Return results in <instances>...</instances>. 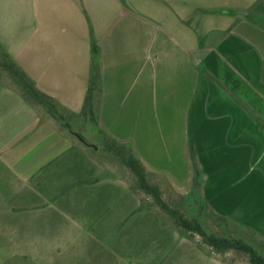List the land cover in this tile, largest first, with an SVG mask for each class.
<instances>
[{
    "label": "crops",
    "instance_id": "obj_1",
    "mask_svg": "<svg viewBox=\"0 0 264 264\" xmlns=\"http://www.w3.org/2000/svg\"><path fill=\"white\" fill-rule=\"evenodd\" d=\"M149 2L0 0V54L55 105L0 82V243L53 249L43 234L100 226L120 183L112 140L147 178L171 156L193 166L211 213L264 242V25L236 16L250 0ZM95 78L102 154L83 114Z\"/></svg>",
    "mask_w": 264,
    "mask_h": 264
},
{
    "label": "rangeland",
    "instance_id": "obj_2",
    "mask_svg": "<svg viewBox=\"0 0 264 264\" xmlns=\"http://www.w3.org/2000/svg\"><path fill=\"white\" fill-rule=\"evenodd\" d=\"M137 1L139 6L146 8L151 0ZM250 2L252 7L246 11L240 10L236 5V16L245 15L252 22L264 25V0ZM0 60L4 61L2 54ZM0 82L20 90L3 68H0ZM84 117L91 127L90 138L102 146V154L110 139L106 134L94 135L95 123L90 121L91 115L84 114ZM61 118L66 127L70 125L74 129L77 126L75 120L78 118L74 120L69 115ZM124 146L125 157L128 158L129 153L131 154L129 144ZM116 157L120 162L111 157L104 159L107 161L108 173L113 174L114 164L116 165L120 183L116 186V201L113 200L112 193H108L103 224L98 227L83 225L69 234H43L44 240L58 236L59 242L53 249H47L46 242H42V250H27L0 243V264H251L248 255L237 251H214L201 237L182 229L171 213L164 211L151 195L141 189L138 179L123 159ZM170 158L173 163L160 165L165 170L150 171L151 177L147 178L150 185L160 190L170 209L177 211L188 221L199 222L208 234L242 239L264 255V242L257 235L243 228H235L233 224L227 225L212 216L210 208L198 194L199 191L195 190L197 171L193 166L186 169L176 157ZM103 210L102 205L94 209L96 214H102ZM81 220L75 217L76 222Z\"/></svg>",
    "mask_w": 264,
    "mask_h": 264
},
{
    "label": "trees",
    "instance_id": "obj_3",
    "mask_svg": "<svg viewBox=\"0 0 264 264\" xmlns=\"http://www.w3.org/2000/svg\"><path fill=\"white\" fill-rule=\"evenodd\" d=\"M2 57L4 58V61L0 60V68H3L4 71L9 73V75L15 82V86L20 89L19 93L21 94L22 98L32 106H46L54 115L55 105L53 99L39 91L35 86L34 82L8 56L2 55ZM96 78L92 81L83 107V114H90L91 116H93L94 114L93 102L95 92L97 91ZM111 147H107L108 150L113 151L116 156H118L119 158L121 157L123 159L122 161L138 179L141 189L147 194L151 195L164 211L171 213V215L175 218V220H177L178 225L182 229L201 237L204 243L210 248H212L214 251L222 253H226L229 251H237L248 255L251 264H264V255L260 254L258 250L251 244L246 243L242 239H230L225 237H218L215 234H208L199 222L188 221L184 219V217L181 216L177 211H172L168 204L164 201L160 190L150 185L147 179L145 168L143 167L141 162L133 156L132 152L130 151L131 154L129 153V157L126 158V147L124 145H120L119 143L113 141ZM194 185L196 187L195 190L197 191L199 189V184L197 180L195 181ZM212 216H214L221 222L226 223L227 225L233 224L235 228H239L236 224L231 223L225 217L216 215L214 213H212Z\"/></svg>",
    "mask_w": 264,
    "mask_h": 264
}]
</instances>
